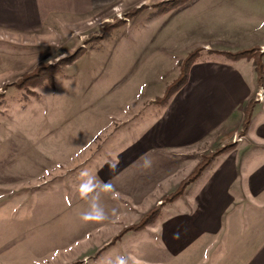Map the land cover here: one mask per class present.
<instances>
[{"label": "rangeland", "instance_id": "rangeland-1", "mask_svg": "<svg viewBox=\"0 0 264 264\" xmlns=\"http://www.w3.org/2000/svg\"><path fill=\"white\" fill-rule=\"evenodd\" d=\"M51 20L38 34L0 30L11 46H0L10 59L0 65V264H197L205 249L219 254L211 264L245 261L224 234L197 240V171L215 151L199 158L193 144L144 146L190 156L159 184L154 173L131 190L120 160L171 123L167 107L193 66L264 71V0H114ZM89 179L97 189L110 181L115 194L99 192L119 201L79 232L88 210L72 201L83 200L79 186ZM226 249L234 257L222 256Z\"/></svg>", "mask_w": 264, "mask_h": 264}, {"label": "crops", "instance_id": "crops-1", "mask_svg": "<svg viewBox=\"0 0 264 264\" xmlns=\"http://www.w3.org/2000/svg\"><path fill=\"white\" fill-rule=\"evenodd\" d=\"M113 1L0 0V30L38 34L47 23L54 24L51 18L55 15L79 18L97 8L107 7ZM2 44L0 40L2 48L11 47L9 42V46ZM259 48L264 51V41ZM7 58L9 56L4 58L0 53V65ZM204 63L193 66L187 87L179 90L168 105L165 116L171 123L160 128L158 125L150 135L136 142L129 157L120 160L124 162L121 167L124 171L119 176L129 177L130 190L135 189L137 178L143 177L146 182L145 178L154 173L159 175V184L165 176L181 169L185 157L190 156L172 152V149L193 144L197 146L199 158L202 149L215 151L196 177L199 183L193 223L197 224V240L204 235L218 238L224 234L230 246L237 245L238 257L245 255L247 258L241 264H264V71L259 74L251 67L249 70L240 65L235 67L228 61ZM257 92L262 98H253ZM152 143L175 147L157 153L141 152L144 146ZM196 179L189 184L193 185ZM101 187L99 183L98 189ZM109 196L99 192L101 208L112 210L117 206L119 200ZM89 199L91 197L79 202L73 199L72 203L75 206L82 203L89 211L92 203ZM90 223L100 224L81 218L77 230L87 232ZM216 253L214 249L197 250V264L205 263L201 258H216L219 255ZM221 253L222 256L235 255L228 254L227 249ZM212 262L215 260L211 259L210 264Z\"/></svg>", "mask_w": 264, "mask_h": 264}, {"label": "clouds", "instance_id": "clouds-1", "mask_svg": "<svg viewBox=\"0 0 264 264\" xmlns=\"http://www.w3.org/2000/svg\"><path fill=\"white\" fill-rule=\"evenodd\" d=\"M110 165L111 168H116L118 165ZM86 174L85 172H82L81 175L84 176ZM100 185L102 186L99 190L97 189L96 182L92 179H89L79 186V192L82 198L88 199L91 197V208L90 211L82 214V220L84 221H102L105 219V213L103 212V209L100 207L98 200H99V191H105V192H111L115 194V188L111 184L110 181L108 182H101ZM116 264H127V259L124 257H118L116 260Z\"/></svg>", "mask_w": 264, "mask_h": 264}, {"label": "trees", "instance_id": "trees-1", "mask_svg": "<svg viewBox=\"0 0 264 264\" xmlns=\"http://www.w3.org/2000/svg\"><path fill=\"white\" fill-rule=\"evenodd\" d=\"M244 53H247V52H240V53H237L236 55H237V56H240V55H243ZM259 74H260V73H259ZM169 95H170V94L167 95V98H168ZM245 124H246V122H245ZM199 170H200V169H199ZM199 170H198V171H199ZM198 171H197V173H198Z\"/></svg>", "mask_w": 264, "mask_h": 264}]
</instances>
